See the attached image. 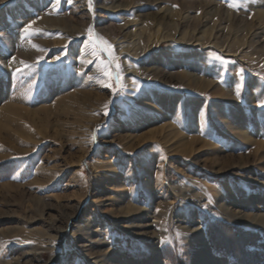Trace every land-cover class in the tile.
Here are the masks:
<instances>
[{"label": "rangeland", "instance_id": "374dc122", "mask_svg": "<svg viewBox=\"0 0 264 264\" xmlns=\"http://www.w3.org/2000/svg\"><path fill=\"white\" fill-rule=\"evenodd\" d=\"M11 99L0 264H264V0H0Z\"/></svg>", "mask_w": 264, "mask_h": 264}, {"label": "bare ground", "instance_id": "6f19581e", "mask_svg": "<svg viewBox=\"0 0 264 264\" xmlns=\"http://www.w3.org/2000/svg\"><path fill=\"white\" fill-rule=\"evenodd\" d=\"M56 29V28H55ZM34 69V68H33ZM30 70V69H29ZM25 71V70H24ZM30 73V71H28ZM27 73V72H26ZM29 75V74H28ZM28 77V76H27ZM33 79V78H31ZM36 79V78H35ZM27 82V79H25ZM24 80V81H25ZM34 81V79L32 80V82ZM36 81V80H35ZM23 82V81H22ZM38 82V81H37ZM20 84V83H19ZM31 84V83H30ZM22 85V84H21ZM18 85V86H21ZM24 85V84H23ZM17 86V87H18ZM26 86V85H25ZM32 89V88H30ZM17 90V89H16ZM28 92V91H27ZM25 94V93H24ZM19 101L16 100H12L11 102H6L4 104L3 107H1V112H0V140L3 141V137L1 134V131L4 132L7 129V132L10 131H15V133H17L19 136L21 135H26V129L21 127L23 126L25 123V119H28V123L27 125H30V127L32 126H36L37 120L36 119V115L37 114H41V113H45L46 112V116H48L47 110L48 108H44V109H38L35 111L29 110L28 108L23 107L22 105L18 104ZM40 121L42 122V120L40 119ZM235 121V120H234ZM12 125V126H11ZM28 127V126H27ZM30 127H28L30 129ZM227 128H232L235 130V128L240 127L244 130V127L242 126V124L240 122H231L226 124ZM231 129V130H232ZM238 130V129H237ZM235 130V132L242 137L243 139L248 137V140L250 139L248 135V133L244 130ZM15 135V134H14ZM26 137V136H25ZM6 140V139H5ZM247 140V141H248ZM246 141V142H247ZM252 141V140H251ZM255 142V141H254ZM204 145H206V143H203ZM258 148L259 149H264V141H258ZM186 147V146H184ZM188 149V148H187ZM256 149V148H255ZM254 151V150H253ZM257 151V150H256ZM255 151V153H256ZM260 151V150H259ZM264 155V154H263ZM217 158V157H216ZM224 159V158H223ZM263 159V158H262ZM212 160V159H211ZM259 161V160H258ZM263 162V161H262ZM214 163V161H213ZM262 168V167H260ZM245 222H252V223H260L261 226H264V213H255V214H244L243 218H242Z\"/></svg>", "mask_w": 264, "mask_h": 264}, {"label": "snow or ice", "instance_id": "6c2138e0", "mask_svg": "<svg viewBox=\"0 0 264 264\" xmlns=\"http://www.w3.org/2000/svg\"><path fill=\"white\" fill-rule=\"evenodd\" d=\"M110 45H106L105 46V50H108V49H110ZM109 56H111L113 59H114V56H112V53L109 51ZM116 67V75H115V77H113V73H112V70H111V65H109L105 70H104V75L105 76H108L110 79H112V78H115V79H117V82H119V79H120V74H119V65H116L115 66ZM260 104H261V106H264V101H261L260 102Z\"/></svg>", "mask_w": 264, "mask_h": 264}]
</instances>
